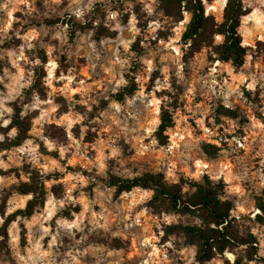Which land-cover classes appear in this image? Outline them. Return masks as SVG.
<instances>
[{"label": "rangeland", "instance_id": "374dc122", "mask_svg": "<svg viewBox=\"0 0 264 264\" xmlns=\"http://www.w3.org/2000/svg\"><path fill=\"white\" fill-rule=\"evenodd\" d=\"M225 3L204 2L205 14L222 22ZM212 4L216 10H207ZM242 5L245 56L235 67L211 47L191 53L182 39L190 15L176 0H0V127L43 72L40 91L22 106L34 117L29 139L0 151V205L12 185L27 180L24 166L50 178L43 207L8 226L0 264H264V214L255 206L264 198V0ZM55 18L87 28L70 40L67 26L45 25ZM99 26L111 36L95 39ZM129 81L134 94L114 101ZM161 109L172 126L159 142ZM49 126L62 137L49 138ZM14 134L0 133V142ZM144 173H160L169 184L219 182L231 216L255 243L197 261L196 247L169 230L199 225L197 218L151 208L150 190L117 194L106 185L109 174ZM28 199L11 193L4 211Z\"/></svg>", "mask_w": 264, "mask_h": 264}, {"label": "trees", "instance_id": "16d2710c", "mask_svg": "<svg viewBox=\"0 0 264 264\" xmlns=\"http://www.w3.org/2000/svg\"><path fill=\"white\" fill-rule=\"evenodd\" d=\"M178 4H184L183 9L189 13L190 20L182 34L185 42L190 41L189 49L191 53L198 51L203 45L211 47L213 54L221 62H227L235 67H240L244 62L245 49L241 46V39L238 34L240 20L245 15L242 0H226L222 22L216 23L214 19L205 14L204 2L210 4L214 0H176ZM45 25L53 27L59 23L67 26L69 39L73 40L76 32L87 28V24H81L71 18L61 20L59 18L47 19ZM214 35L222 36L223 40L216 46L205 42L207 37ZM111 33L99 26L95 33V39L110 37ZM35 79L29 88L21 94L22 100H16L11 104L12 113L10 121L5 128L0 127V133L3 135L14 131V137H6L0 142V151L9 150L21 146L29 139V132L32 127L33 116L31 114H22V106L29 101L32 94L38 93L39 81L43 76L41 69H38ZM136 91L135 84L132 81L112 96L116 102H123L125 98L130 97ZM172 126V115L166 109H161L160 121L155 132L156 139L161 142L165 138L164 133ZM47 135L51 139L62 137V130L59 127L49 126ZM23 173L27 176L26 181H19L10 187L4 196L3 204L0 205V217L2 224L0 226V254L8 253V226L17 218H29L33 213L43 207L47 189L45 182L50 179L35 169L24 166ZM18 174V170H12ZM56 177V176H53ZM57 179V178H56ZM219 182H213L207 177L202 182H183L169 184L160 173H144L134 178H120L109 174L106 180L108 187L114 188L115 193L121 194L130 192L134 188L152 191L149 206L159 212L168 214L193 215L200 221V224H178L170 226L169 230H175L182 234L188 244L196 247V259L199 262H208L216 254H222L225 251H232L241 246H250L255 243L252 234L240 230L236 219L231 216L233 208L232 203L225 200L220 195ZM184 184L190 188V192H183ZM56 186L51 187L54 193ZM15 193L20 196L29 197L23 208L6 214L4 205L7 197ZM256 208L264 214V198H257ZM78 212V208L73 210ZM65 217L71 214L64 212ZM21 237L24 240L23 229ZM249 257L247 261H251ZM234 264H241L240 260H235Z\"/></svg>", "mask_w": 264, "mask_h": 264}, {"label": "bare ground", "instance_id": "6f19581e", "mask_svg": "<svg viewBox=\"0 0 264 264\" xmlns=\"http://www.w3.org/2000/svg\"><path fill=\"white\" fill-rule=\"evenodd\" d=\"M224 1H225V0H223V2H224ZM207 10L215 11L216 8H215L214 4H212V5L207 6Z\"/></svg>", "mask_w": 264, "mask_h": 264}]
</instances>
